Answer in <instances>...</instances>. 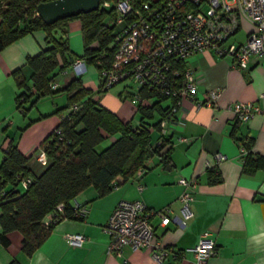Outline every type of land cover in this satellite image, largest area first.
Instances as JSON below:
<instances>
[{
	"label": "crops",
	"instance_id": "0c3cea01",
	"mask_svg": "<svg viewBox=\"0 0 264 264\" xmlns=\"http://www.w3.org/2000/svg\"><path fill=\"white\" fill-rule=\"evenodd\" d=\"M251 27L248 21H243L232 40L243 41ZM61 34L60 30L56 33ZM66 37L74 54H82L79 19L69 21ZM45 46V32L38 29L0 51V162L3 149L14 140L29 157L27 166L35 174H40L52 160L41 143L66 115L67 109L61 108L68 103L64 90L65 95L57 91L50 102L42 96L31 107L30 101L26 102V107H30L26 115L18 108L17 96L21 92L30 87L29 91L36 95L32 88L34 69L26 63V57L39 53ZM231 61L230 56H221L212 48L190 56L189 65L197 74V98H184L178 112L164 125V135L172 143L171 168L163 167L160 156L155 155L149 162L151 168L140 175L137 170L133 178L106 195L100 196L94 187H87L72 200L74 206L87 208L82 219L64 218L56 222L49 237L31 255L23 249L22 232L9 231V243L0 241V264H192L195 258L192 248L204 231L209 232L217 248L208 264H264V168L244 169L248 153L264 154V59H252L249 69L233 67ZM16 69H20L28 87L18 86L13 73ZM73 77L70 66L60 71L55 81L63 87ZM82 82L92 89L101 105L125 121L140 124L137 104L129 95L136 90L132 81L99 93V73L92 66L82 76ZM210 88H221L217 102L199 104ZM237 100L251 101L261 112L240 121L230 108ZM158 119L156 116L148 122ZM161 133L156 131L155 136ZM117 137L118 134L108 135L97 146L98 150ZM244 138L253 139L251 148L244 145ZM217 154L223 155L220 161ZM212 167L219 170L221 180L210 181ZM182 176L198 178V190L190 204L193 215L185 222L179 199L184 189L179 182ZM140 183L142 190L138 187ZM17 189L26 188L19 189L17 185ZM122 199H142L155 211L151 217L155 232L171 248L163 261L155 260L147 248L134 250L125 246L121 255L108 253L110 234L104 226ZM160 212L170 217L167 224L162 223ZM52 214L48 213L45 221ZM69 233L82 234L84 239L70 243L66 238Z\"/></svg>",
	"mask_w": 264,
	"mask_h": 264
},
{
	"label": "trees",
	"instance_id": "16d2710c",
	"mask_svg": "<svg viewBox=\"0 0 264 264\" xmlns=\"http://www.w3.org/2000/svg\"><path fill=\"white\" fill-rule=\"evenodd\" d=\"M41 1L46 0H0V51L35 30L45 32L46 46L39 53L26 57V63L34 69L32 88L35 96L29 91L20 69L13 72L18 86L28 87L17 96L18 108L26 115L43 95L59 90H65L68 95L67 105L61 108L67 109V113L57 125L62 129L61 136L53 134V130L41 143L52 160L40 174H35L27 166L29 157L22 153L14 140L3 149L0 241L8 244L7 233L17 229L23 234V249L29 255L49 237L56 222L85 216L72 200L87 187H94L100 196L106 195L133 178L140 168H151L149 162L155 155L160 156L163 167L171 168L172 143L162 133L155 136V132L161 130L162 119L168 115L169 107L176 103L174 97L160 94L154 88L142 87L140 92L150 100L137 104L141 121L135 125L101 105L94 98L92 89L83 84L82 76L74 75L68 84L53 89L50 83L56 80L60 71L71 66L74 57L85 58L95 68L101 52L108 51L109 57L113 54L114 28L107 19L114 11L98 8L47 23L35 10ZM71 19H79L81 23L83 52L77 56L66 37ZM58 30L63 35L57 36ZM103 91L106 90L99 89V93ZM28 101L30 107H26ZM74 103L82 106L76 112L70 109ZM156 116H159L158 120L148 122ZM112 134H118V137L98 150L97 146ZM253 143L252 138H244L247 148ZM257 168H264V154L248 153L244 169L252 171ZM25 177L31 180L24 191H19L17 185ZM209 178L210 181L221 180L219 170L210 168ZM60 203H63L62 210L57 207ZM51 212L52 220L46 222L45 217Z\"/></svg>",
	"mask_w": 264,
	"mask_h": 264
},
{
	"label": "built area",
	"instance_id": "2783aa9c",
	"mask_svg": "<svg viewBox=\"0 0 264 264\" xmlns=\"http://www.w3.org/2000/svg\"><path fill=\"white\" fill-rule=\"evenodd\" d=\"M99 8L114 11L107 19L114 28L113 54L109 57L108 51L101 52L95 67L100 88L108 90L131 80L136 90L130 99L135 104L150 100L140 92L144 86L176 98V103L169 107L168 115L161 121L162 134L166 120L178 112L182 100L197 98V74L189 65L192 54L212 48L221 56H230L231 65L239 69H249L252 59H264V0H100ZM35 10L38 14L37 8ZM245 20L251 24V30L243 41H233L232 36ZM91 67L83 57L75 58L71 64L76 76L86 75ZM50 86L55 89L59 83L53 81ZM220 92L221 88H210L198 103L214 105ZM81 107L74 103L70 109L76 112ZM230 108L240 121H247L261 112V108L251 101L237 100ZM53 134L61 136V127L57 126ZM216 157L220 161L223 155ZM143 170L140 168L138 174ZM30 180L25 177L21 182L27 186ZM179 182L184 187L179 199L185 222L193 215L190 204L198 190V178L182 176ZM138 187L142 190L143 184ZM57 207L62 210L63 203ZM79 212L86 214L87 208L79 206ZM154 213L142 199L120 200L104 226L110 234L108 253L121 255L125 246L134 250L147 248L155 260L163 261L171 248L155 232L151 222ZM161 214L162 223L167 224L170 217ZM66 238L70 243L84 239L79 233L66 234ZM192 250L195 254L192 264H208L217 253L215 241L208 231L201 234Z\"/></svg>",
	"mask_w": 264,
	"mask_h": 264
},
{
	"label": "water",
	"instance_id": "95a60500",
	"mask_svg": "<svg viewBox=\"0 0 264 264\" xmlns=\"http://www.w3.org/2000/svg\"><path fill=\"white\" fill-rule=\"evenodd\" d=\"M100 0H46L37 4L38 14L47 23L99 8Z\"/></svg>",
	"mask_w": 264,
	"mask_h": 264
},
{
	"label": "rangeland",
	"instance_id": "374dc122",
	"mask_svg": "<svg viewBox=\"0 0 264 264\" xmlns=\"http://www.w3.org/2000/svg\"><path fill=\"white\" fill-rule=\"evenodd\" d=\"M129 81H131V80H127V82H129ZM126 81H124V82H121V83H125ZM133 82V81H132ZM58 94H62L63 93V95H65L66 93H65V91L64 90H59V92H57ZM57 93H55V94H47V95H43L42 96V99L43 98H46V99H43V100H45V101H47V102H50L54 97L53 96H55ZM18 186H19V189H23L25 186L23 185V183L22 182H19V184H18Z\"/></svg>",
	"mask_w": 264,
	"mask_h": 264
}]
</instances>
